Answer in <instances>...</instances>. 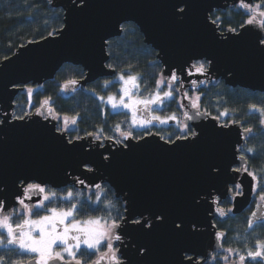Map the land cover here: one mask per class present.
I'll use <instances>...</instances> for the list:
<instances>
[{"label": "water", "instance_id": "1", "mask_svg": "<svg viewBox=\"0 0 264 264\" xmlns=\"http://www.w3.org/2000/svg\"><path fill=\"white\" fill-rule=\"evenodd\" d=\"M86 3L87 7L77 11L74 7H79L77 0H51L50 8L64 11L62 29L19 47L1 62L0 119L13 113L16 97L26 86L53 81L66 64L84 70L85 77L76 85L82 90L98 80L114 77L116 71L107 67L110 60L107 46L109 41L121 37V26L126 23L138 27L144 44L156 52L165 76L169 69L185 65L190 56L207 55L213 60L208 73L184 75V83L214 79L232 89L264 94V53L257 47V37L264 36V32L250 29L243 32L242 38L232 39L231 34L221 31V26L210 22L212 13L237 6L238 0H196V7L183 21L171 14L170 0H86ZM194 112L195 109L189 114ZM204 113L188 121L192 130L201 135L197 145L187 147L165 145L164 139L153 133L142 140L125 141L128 149L110 140L98 142L86 136L77 141L83 147L66 151L63 143L67 134L56 131L58 122L53 117L32 113L24 121L9 120L0 125V195L14 204L18 176L59 184L61 189L74 185L76 177L86 184H108L116 198L129 201L133 215L145 209H167L173 218L179 214L185 221V232L179 236L172 235L169 228L147 235L133 230L131 224L122 226L124 239L118 254L123 264H155L159 260L187 264L186 255L209 260L221 251L217 247L221 242L214 235L218 232L214 224L218 214L212 199L224 193L226 185L231 187L230 181L242 183L244 194L232 200L231 212L240 215L250 208L255 192L251 190V177L242 171L239 174L228 171L218 177L205 174L206 157L224 169L242 166L249 169L247 159L241 161L239 157L244 155L250 133L244 131L240 122H229L228 127L222 128L219 120ZM98 143L103 146L97 147ZM177 144L188 145V141ZM166 147L174 151H164ZM101 153L111 154L112 163L104 161ZM83 162L93 171L87 172ZM193 196L198 201L195 206ZM221 200L228 199L221 196ZM148 215L145 211V216ZM141 245L151 248L152 254L141 257L136 251Z\"/></svg>", "mask_w": 264, "mask_h": 264}, {"label": "snow or ice", "instance_id": "2", "mask_svg": "<svg viewBox=\"0 0 264 264\" xmlns=\"http://www.w3.org/2000/svg\"><path fill=\"white\" fill-rule=\"evenodd\" d=\"M77 11L87 7L86 0H77ZM169 7L171 14L178 20L183 21L196 7V0H170ZM238 9L243 10L247 19L243 20L239 29L236 27H228L227 32L232 35V39L242 38L243 32L250 29L264 32V0H257L253 3L252 0H238ZM211 13V9L208 10ZM212 25H221L223 23L222 17L215 16L211 21ZM124 28V26H121ZM49 35H52L50 33ZM108 41H105L107 44ZM257 47L264 53V36L258 35ZM212 58L207 55H194L189 57V61L185 65L173 67L168 70V75L165 76L162 72L155 81V90L143 95L140 91V75H134L130 72L125 74L121 72L115 81H105L104 89H108L113 84L120 85L118 89V96L112 93L105 96L97 95L96 98L103 104H107L112 110H125L126 114L130 115V128H141L146 130L147 135H152L150 128L158 123L160 125H168L170 122H175L180 135L175 139L171 134L164 139L165 145H175L176 147L195 146L199 143L200 133L192 130L188 123L181 122L176 113L167 116L154 114L157 111L164 109L168 103L175 102L180 108H184V100H188V106L195 109L193 114L184 112L185 121L193 120L201 115L199 94L190 97L188 92H184L183 96L177 99L180 93V88L175 85H183L184 75L191 77L194 75H205L208 73ZM112 69L111 64L107 65ZM79 81L72 79L66 81L62 87V91L75 90V86ZM193 89H195L198 81H190ZM166 89V90H165ZM32 88H27L28 106L34 107ZM93 94H95L93 90ZM42 110H46L48 114L55 112L52 107L51 97L46 98L40 102V106L36 108V114H42ZM250 110L260 114V124L264 126V107H257L250 105ZM32 113L25 112L21 115L15 113L5 114L6 119H0V125L9 123V120L24 121L26 116ZM207 115V113H204ZM228 112L225 110L219 116H227ZM54 119L60 120L62 127H57L56 131L63 134L70 128L75 127L80 119L79 114L69 116L63 115L62 120L59 113H55ZM220 127H228L227 122L220 125ZM115 131L119 133V139H114L112 136H104L103 128H100L94 133H87L89 137H94L96 141L110 140L116 145H120L122 149H128L129 145L125 143L130 139H145L144 135L136 137L131 130L125 131L122 129L120 123L115 125ZM245 132L251 133V128L244 129ZM83 137L77 136L74 139L68 138L63 143L66 151L83 147L78 145L77 141ZM177 141H188V145L177 144ZM102 144H97V147H102ZM164 151H174L172 147L164 148ZM254 149L249 148L248 152H253ZM101 157L108 164L112 163L110 155L101 153ZM241 161H245L247 157L241 155ZM84 163V168L87 172H92L93 169ZM203 169L207 176L218 177L225 175L228 171L239 174L241 171L252 180V191L259 193V201L264 202V184H260L261 177H258L256 172L249 171L247 167H237L234 169H224L217 163H213L210 158L203 160ZM18 192L14 197V204H9L3 195H0V250L14 252L18 257L28 258L27 264H84L85 255L87 257L96 256L97 258L91 264H123V261L118 255V249L115 247L116 242H121L124 236L121 232L122 226L131 224L134 226L133 230L143 232L147 235H152L160 229L169 228L172 235L179 236L185 232V221L179 215L172 214L167 210L151 211L145 209L133 215L130 208L129 201L125 200L123 204V211L117 209V205L112 200H107L103 203L102 193L106 189L100 183L86 184L84 179L76 177L74 185L79 184L89 189H95V200L91 196L84 197L82 192L71 189H61L59 184L50 185L47 181L36 182L34 179L18 176L16 178ZM231 187L225 186V192L217 195L212 199V204L215 205L214 211L219 217L224 218L233 211V208L225 210L220 207L222 203L221 196L228 199L229 202L236 197L243 196V184L230 181ZM233 193V195H229ZM199 195V193H197ZM211 195V193H209ZM34 197H38L35 201ZM67 204V207L56 206ZM198 203L196 196L192 197V204L195 206ZM51 205V206H50ZM87 205V210H86ZM116 209V215H112V210ZM106 212V215H89V212ZM145 211L149 213L145 216ZM23 217V219H20ZM15 219L16 222H13ZM248 226L252 228L254 223H264V204L257 203V210L251 213L248 218ZM195 227V225H193ZM215 240L221 242L224 240L226 234L222 231L215 232ZM217 247H222L221 243ZM104 249L103 252L101 249ZM137 253L141 256H150L152 249L141 245L136 248ZM182 252L187 253V249H181ZM226 253L222 257L211 255V260L216 264H227L232 255L239 256V264H247L248 261H255L257 264H264V241L259 239L255 242V250L251 248L247 250L246 255L239 254L238 250L233 248H224ZM184 259L187 264H208V258L199 255H186ZM0 264H4V258H0ZM155 264H167L163 260L156 261Z\"/></svg>", "mask_w": 264, "mask_h": 264}, {"label": "trees", "instance_id": "3", "mask_svg": "<svg viewBox=\"0 0 264 264\" xmlns=\"http://www.w3.org/2000/svg\"><path fill=\"white\" fill-rule=\"evenodd\" d=\"M51 0H0V64L1 62L14 55L16 50L34 41L44 39V37L54 35L62 29L64 24V11L62 9L50 8ZM215 16L222 17L223 23L221 31L227 32L228 27H236L239 31L240 23L247 19L243 10L237 6L230 7L227 10H219L211 14V20ZM108 54L110 60L108 64L113 66L112 69L116 74L112 78L101 79L98 82L88 85L85 90L80 87L75 90L62 91V85L68 81L75 79L82 80L85 77L84 70L79 66L66 64L57 73L53 81H47L41 86L28 85L20 92L15 100V115H21L25 112L36 113V108L40 106V102L51 97L52 107L55 113H59L60 117L67 114L69 116H80L75 127V136H85L87 133H94L100 128H103L104 136H112L116 138L115 125L120 123L124 125L127 119L125 113H115L109 110L107 104L101 103L96 96H107L111 93L118 94L119 85L113 84L108 89L102 86L105 81H115L121 72L142 77L141 92L151 91L155 89V81L159 78L162 65L157 62V55L153 48L144 44V37L141 35L138 27L132 23H126L123 28V34L117 39H113L108 43ZM27 88H32L33 104L32 108L28 106ZM93 90L95 94H93ZM201 96L200 109L202 112L210 114L212 117H217L221 112L227 110V116H220V123H235L240 122L244 129L251 128L252 132L246 140V146L243 149V154L247 157L249 171L256 172L258 177H261L259 183L264 184V126L260 124V114L250 110V105L264 107V94L252 92L241 88H230L224 82L215 81L213 84H208L202 91L198 93ZM175 103V102H172ZM176 104V103H175ZM43 111V110H42ZM180 132L173 130L171 136L173 139ZM136 137L138 135H135ZM141 136V135H139ZM165 136L163 138H167ZM254 149L253 152H248V149ZM104 192L101 207L107 200H112L117 209L123 211L121 199H117L115 193L109 185L103 186ZM67 190L66 188H62ZM74 192L77 189L70 188ZM85 192H82V194ZM84 197H88L83 194ZM95 200V197L93 198ZM264 204L259 201V193L255 192V197L250 205V208L240 215H232L221 218L215 221L216 228L226 234L221 241V251L217 252L216 256L222 257L226 253L224 248H233L238 250L239 254L246 255L247 250L251 248L255 250V242L257 239L264 241V223L256 222L252 228L248 226V218L251 213L257 208V203ZM57 206L67 207V204ZM232 201H224L220 207L225 210L232 208ZM87 210V205H86ZM89 215H106V212H89ZM112 215H116V209L112 210ZM103 248L101 251L103 252ZM0 258H4V264H24L28 258L18 257L14 252L0 250ZM97 257H83L84 264H91ZM234 261V262H232ZM229 264H239V256L232 255L227 262ZM208 264H216L212 260H208ZM247 264H257L255 261H248Z\"/></svg>", "mask_w": 264, "mask_h": 264}, {"label": "flooded vegetation", "instance_id": "4", "mask_svg": "<svg viewBox=\"0 0 264 264\" xmlns=\"http://www.w3.org/2000/svg\"><path fill=\"white\" fill-rule=\"evenodd\" d=\"M120 75V74H119ZM118 77V76H117ZM193 80H195V79H193ZM215 82V80L213 79V81H210V80H208V79H202L200 82H198L197 83V85H196V87H195V89H193V87H192V85H191V83L189 82V83H184L183 82V85L181 86L180 84H177V85H175V87H177V88H180V93H179V95H181V96H183V93L184 92H188V95L190 96V97H193V96H195V95H197L200 91H202L203 90V88H205L208 84H213ZM217 82V81H216ZM220 82V81H219ZM117 85H119L118 83H116ZM119 87H120V85H119ZM155 89H153V90H151V91H145V92H141L143 95H147L149 92H152V91H154ZM166 90V89H165ZM140 91H141V89H140ZM112 94V93H111ZM117 96H118V94H117ZM107 97V96H106ZM105 97V98H106ZM183 103H184V105H185V107L184 108H180L179 106H178V104L176 103H168V104H166L165 106H164V109L163 110H161V111H157V112H155L154 114H156V115H161V116H167V115H170V114H172L173 112L174 113H176V115L179 117V119H180V121L181 122H186V123H188V121H185V119H184V112L185 111H187V112H189V111H192L193 109H191L189 106H188V104H189V102H188V100H184L183 101ZM107 107H108V109L110 110L111 108L107 105ZM111 111H113L112 109H111ZM200 111L202 112V110L200 109ZM115 112V111H114ZM115 113H125L126 114V112H125V110H123V109H120V110H117ZM42 115H49V116H51L52 117V114L50 115V114H48L47 113V111L46 110H43L42 111ZM61 118V120H62V117H60ZM127 119H128V121H126L125 123H124V125H121L122 126V129L123 130H125V131H128V130H131L132 132H133V135L135 136V135H138L137 137H140L139 135H144V136H146L147 134H146V130L145 129H141V128H130V124H129V121H130V115L129 114H127ZM57 120V119H56ZM57 122H58V127H62V124H61V122H60V120H57ZM221 124V123H220ZM76 127V126H75ZM75 127H72V128H70L68 131H66V134H67V137L68 138H75V137H77V136H75L74 134H75V132H74V130H75ZM190 127V126H189ZM191 128V127H190ZM192 129V128H191ZM173 130H178L179 131V129H178V127H177V125H176V123L175 122H170L168 125H160V124H158V123H156V124H154L151 128H150V131H151V133L153 134H157V135H159L161 138L162 137H165V136H169V134H171V133H173ZM180 132V131H179ZM181 134V133H180ZM179 134V135H180ZM87 135H85V136H81L80 135V137H86ZM94 138V137H93ZM120 137H119V133H117L116 132V138L114 137V139H119ZM95 140V139H94ZM136 140H140V139H136ZM96 141V140H95ZM102 141H107L106 139L105 140H102ZM104 185H108V184H103L102 186H104ZM74 188V189H77V190H79V191H81V192H85V193H83V194H85L86 196H91V197H95V195H94V193H95V189H89V188H86V187H84L83 189H81V185H79V184H75V185H72V186H68V187H66V189H70V188ZM114 192V191H113ZM115 193V192H114ZM233 194V193H232ZM116 196V195H115ZM103 198H104V193H102V201H103ZM36 199H38V197H34L33 198V200L35 201ZM117 199H119V198H117ZM226 201V200H225ZM224 201H222V203H223ZM221 203V204H222ZM220 204V205H221ZM51 206V205H50ZM57 206V205H56ZM20 219H23V217H20ZM221 219V217H218V219H216V220H220ZM215 220V221H216ZM215 221H214V224H215ZM13 222H16L15 221V219H14V221ZM122 242V241H121ZM121 242H116L115 243V247L118 249L119 248V244L121 243ZM217 254V252L216 253H214L213 255H216ZM119 255V254H118ZM209 260H211V259H209ZM232 262H234V261H232ZM227 264H229V263H227ZM232 264H234V263H232Z\"/></svg>", "mask_w": 264, "mask_h": 264}, {"label": "rangeland", "instance_id": "5", "mask_svg": "<svg viewBox=\"0 0 264 264\" xmlns=\"http://www.w3.org/2000/svg\"><path fill=\"white\" fill-rule=\"evenodd\" d=\"M180 97H181V95L178 94L177 99H179ZM113 111H114V110H113ZM115 112H116V111H115Z\"/></svg>", "mask_w": 264, "mask_h": 264}]
</instances>
